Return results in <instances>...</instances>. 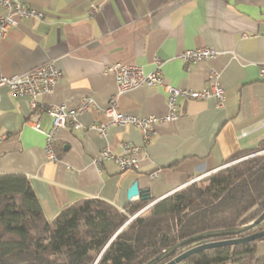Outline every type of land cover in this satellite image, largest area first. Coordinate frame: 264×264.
Instances as JSON below:
<instances>
[{
    "label": "crops",
    "instance_id": "crops-1",
    "mask_svg": "<svg viewBox=\"0 0 264 264\" xmlns=\"http://www.w3.org/2000/svg\"><path fill=\"white\" fill-rule=\"evenodd\" d=\"M18 1L43 15L18 17L16 26L8 28L1 40L0 73L10 76L54 63L60 77L50 92L37 95L40 107L74 108L85 97L105 106L117 93L114 75L105 66L116 61L147 72L159 58L164 81L180 89L208 86L212 67L225 90L222 105L213 98L178 96V117L156 123L147 141L132 124L112 125L100 136L92 125L106 117L91 107L79 115V127L57 129L55 161L46 155L42 131L51 121L49 114L32 110L26 95L0 87V174L24 175L47 219L83 198L109 201L122 210L142 198L127 197L135 181L146 198L161 199L264 138V76L259 72L264 0ZM202 46L217 54L199 63L179 56ZM165 97L160 85H140L117 94L116 103L119 111L163 116ZM126 144L141 146L133 171H121L111 160L94 162L101 148L118 155ZM255 256H264V239L257 241Z\"/></svg>",
    "mask_w": 264,
    "mask_h": 264
},
{
    "label": "trees",
    "instance_id": "trees-1",
    "mask_svg": "<svg viewBox=\"0 0 264 264\" xmlns=\"http://www.w3.org/2000/svg\"><path fill=\"white\" fill-rule=\"evenodd\" d=\"M228 162L155 201L140 198L121 210L109 201L83 198L51 220L24 175L0 174V264H144L186 237L247 224L264 210V138L222 164ZM263 228L264 219L236 235L201 239L158 264L195 244ZM262 239L200 250L184 261L252 264Z\"/></svg>",
    "mask_w": 264,
    "mask_h": 264
},
{
    "label": "built area",
    "instance_id": "built-area-1",
    "mask_svg": "<svg viewBox=\"0 0 264 264\" xmlns=\"http://www.w3.org/2000/svg\"><path fill=\"white\" fill-rule=\"evenodd\" d=\"M0 46L1 40L5 36L8 28L16 26L18 17H34L41 18L42 12L30 8L22 4L18 0H0ZM217 51L208 46L196 47L183 50L179 56L184 62L199 63L214 57ZM153 68L149 71H144L140 66L134 64H125L120 61L112 62L105 66L106 72H111L114 75L117 83V93L109 99L108 103L99 105L92 97H85L74 107L68 108L64 104H51L45 107H40L37 102V95L45 92H50L54 84L60 77V72L54 63L46 61L27 71L14 74L3 75L0 73V87L5 86L15 94H23L28 97L29 105L32 110L44 109L51 117V121L47 128L43 129L45 137V152L50 160L57 159L53 150L55 133L58 128L70 126L77 128L80 126L79 115L89 108L93 107L96 111L106 117L105 121L92 125L100 136H105L108 127L120 124H132L137 126L143 136L144 141L150 137L152 129L156 123L174 120L178 117L176 98L181 96L185 99H209L213 98L216 104H223L225 99V90L220 85L219 72L210 67L207 79L208 86L199 89L178 88L164 81L161 72L162 61L159 58H154ZM260 75L264 76V65L260 67ZM140 85H160L166 98L167 113L163 116L154 114L135 115L119 111L117 108V94L140 86ZM34 129H40L38 122H33ZM141 146L123 145L122 153L115 154L107 146L101 148L94 162L100 164L104 160L113 161L119 170H134L139 166L138 154ZM155 174V172H154ZM176 264H189L188 261H181ZM252 264H264V256L257 258Z\"/></svg>",
    "mask_w": 264,
    "mask_h": 264
},
{
    "label": "water",
    "instance_id": "water-1",
    "mask_svg": "<svg viewBox=\"0 0 264 264\" xmlns=\"http://www.w3.org/2000/svg\"><path fill=\"white\" fill-rule=\"evenodd\" d=\"M140 194L142 198H146L148 196L147 192L144 190H139L137 186V182H133L132 185L129 186L127 190V197H134V195ZM262 219H264V210L257 216L255 219L250 221L247 224H244L242 226L232 227V228H221V229H215V230H208L204 232H200L198 234L186 237L172 246H170L167 249H164L163 251L153 258H151L149 261L145 262L144 264H158L162 259L167 258L168 256L173 255L174 252H176L179 249L184 248L185 246L197 242L201 239L209 238V237H218V236H226V235H236L237 233H240L244 230H247L249 228H252L257 223L261 222ZM264 237V228L263 230H257L254 232H251L249 234H246L244 236H233L228 238H222V239H216L211 241H206L203 243L195 244L183 251H181L179 254L172 256L167 261L163 262L162 264H176L181 261H184L187 257H189L191 254L198 252L200 250L212 248V247H219V246H228V245H235L238 243L253 241L258 238Z\"/></svg>",
    "mask_w": 264,
    "mask_h": 264
},
{
    "label": "rangeland",
    "instance_id": "rangeland-1",
    "mask_svg": "<svg viewBox=\"0 0 264 264\" xmlns=\"http://www.w3.org/2000/svg\"><path fill=\"white\" fill-rule=\"evenodd\" d=\"M229 163H230V162H228V163H224V164H222L219 168H222V167L228 165ZM219 168H218V169H219ZM218 169H216V170H212V171H209V172H207L206 174H204V175H202V176H200V177L194 178V180L201 179V178H203V177H205V176H207V175H209V174H211V173L217 171ZM128 223H129V220H127V221L121 226V228L125 227V225H127ZM121 228H120V229H121Z\"/></svg>",
    "mask_w": 264,
    "mask_h": 264
}]
</instances>
